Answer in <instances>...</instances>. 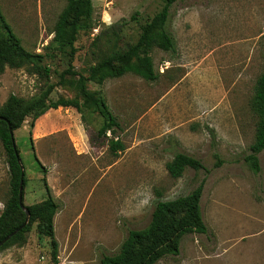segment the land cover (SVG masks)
<instances>
[{"label":"rangeland","instance_id":"obj_1","mask_svg":"<svg viewBox=\"0 0 264 264\" xmlns=\"http://www.w3.org/2000/svg\"><path fill=\"white\" fill-rule=\"evenodd\" d=\"M89 1L70 53L68 28L62 42L52 40L66 0H0L4 22L30 54L0 66V106L10 94L24 102L36 98L46 84L54 85L46 102L84 104L82 117L58 106L33 120L25 115L12 130L25 174L23 206L45 198L42 178L58 204L55 264H100L102 254L118 250L127 229L147 224L156 200L187 194L200 182L206 232L184 234L177 254L153 264H264V149L258 171L243 160L256 123L250 101L264 71V0H175L165 21L172 48L147 50L154 80L129 71L100 83L96 75L81 80L119 125L101 136V117L80 95L78 76L134 45L163 0ZM3 33L0 23L4 39ZM137 52L143 56L141 45ZM111 139L122 148L110 150ZM175 152L199 159L207 173L186 167L169 176L164 164ZM8 181L0 143V211ZM51 252L33 222L21 242L0 249V264H54Z\"/></svg>","mask_w":264,"mask_h":264},{"label":"trees","instance_id":"obj_2","mask_svg":"<svg viewBox=\"0 0 264 264\" xmlns=\"http://www.w3.org/2000/svg\"><path fill=\"white\" fill-rule=\"evenodd\" d=\"M174 2L175 0H163L161 10L145 24L139 39L134 45L122 52L113 51L109 53V55L91 67L87 77L78 76L80 95L92 103L93 109L101 117V122L96 130L98 136L103 135L107 131L113 132L114 128H118L119 125L114 115L108 110L103 98L99 96L91 97L81 80H92L94 75H96V82L100 83L106 77H118L128 71L146 80H154L157 75L152 70L147 50L151 46H156L163 50L172 48V40L165 30V21ZM89 12V0H66L65 6L59 12L55 22L52 40L62 42L64 30L68 28L66 42L71 47V53L73 50L71 41L78 27L76 23L81 17L86 18ZM69 19L70 21H68ZM0 23L4 32V39L0 36V66L3 63L12 64L13 59L17 57L22 60L28 59L30 54L20 46L19 40L4 22L1 14ZM140 45L142 46L141 54H143L141 57L137 52V48ZM130 54H134L136 62L129 61ZM114 61H118L121 64L113 65ZM46 85L45 89L36 98L24 102L21 98L10 94L0 106V117H2L0 118V143L9 172V188L0 211V239L15 229L24 219V212L18 205L17 196L21 163L13 136L9 134L8 127L12 131L20 126L25 115L31 114V120H33L46 109H55L58 106L73 107L82 117L81 106L84 104L81 105L76 99L58 98L55 101L46 102L47 94L54 87L53 84ZM250 106L256 115V123L253 141L248 146L249 153L243 156V160L256 172L259 169L257 155L264 149V71L259 74L255 81ZM108 148L112 151L120 150L122 144L117 139H111L108 142ZM220 163V159L216 158L215 165ZM164 167L167 174L173 178L179 177L186 167L193 170L201 169L207 173L206 168L199 159L183 152L173 153L171 159L165 162ZM21 181L23 188L25 185L23 168ZM42 182L45 186V198L39 202L24 205L28 212L26 224L3 242L0 245V249L14 242H21L25 233L30 229L31 223L34 222L37 232L49 238L52 259L55 264L56 241L53 237L52 218L58 208V204L51 197L44 178H42ZM201 187L202 182L198 183L187 194L171 199L156 200L153 203L147 224L141 228L127 229L118 250L113 254H102L99 258V263L153 264L163 255L177 254L180 238L184 234H204L206 226L199 212Z\"/></svg>","mask_w":264,"mask_h":264},{"label":"water","instance_id":"obj_3","mask_svg":"<svg viewBox=\"0 0 264 264\" xmlns=\"http://www.w3.org/2000/svg\"><path fill=\"white\" fill-rule=\"evenodd\" d=\"M0 118H2V117H0ZM8 131H9V134L11 135L12 134V131H11V128L10 127H8ZM21 178H22V167L20 165V175H19V184H18L17 196H18V205L22 209V211L24 212V219L21 222V224H19L15 229H13L8 234H6L3 238L0 239V245L3 242H5L11 235H13L19 229H21V227H23L26 224L27 219H28V212H27V210L25 209V207L23 206V204L21 202V189H22V186H21V182H22L21 181Z\"/></svg>","mask_w":264,"mask_h":264}]
</instances>
